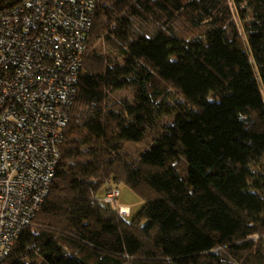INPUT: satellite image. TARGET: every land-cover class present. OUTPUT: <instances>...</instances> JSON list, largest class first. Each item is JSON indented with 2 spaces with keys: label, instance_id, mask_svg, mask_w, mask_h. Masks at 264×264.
<instances>
[{
  "label": "trees",
  "instance_id": "trees-1",
  "mask_svg": "<svg viewBox=\"0 0 264 264\" xmlns=\"http://www.w3.org/2000/svg\"><path fill=\"white\" fill-rule=\"evenodd\" d=\"M64 135L4 264H264V0H100Z\"/></svg>",
  "mask_w": 264,
  "mask_h": 264
},
{
  "label": "built area",
  "instance_id": "built-area-1",
  "mask_svg": "<svg viewBox=\"0 0 264 264\" xmlns=\"http://www.w3.org/2000/svg\"><path fill=\"white\" fill-rule=\"evenodd\" d=\"M99 1L0 10V264L50 193Z\"/></svg>",
  "mask_w": 264,
  "mask_h": 264
},
{
  "label": "rangeland",
  "instance_id": "rangeland-1",
  "mask_svg": "<svg viewBox=\"0 0 264 264\" xmlns=\"http://www.w3.org/2000/svg\"><path fill=\"white\" fill-rule=\"evenodd\" d=\"M128 97H130V94L127 93ZM127 146L130 148H134L137 146L135 142H127ZM120 187V196H117L114 201H117V203H120L121 205H127L129 207H132L133 214H136L143 206L144 200L128 185L125 183L119 182ZM106 187H103L100 191V194L102 195L105 191ZM110 189V188H109ZM107 189V191L109 190ZM113 206H115V202L113 203ZM116 207V206H115ZM122 215H125L124 213L120 212Z\"/></svg>",
  "mask_w": 264,
  "mask_h": 264
},
{
  "label": "crops",
  "instance_id": "crops-1",
  "mask_svg": "<svg viewBox=\"0 0 264 264\" xmlns=\"http://www.w3.org/2000/svg\"><path fill=\"white\" fill-rule=\"evenodd\" d=\"M119 182H117V185L116 186H119L118 184ZM106 189L105 191L103 192V194L101 195L102 197L106 194ZM117 203V202H116ZM116 207L118 208L119 212H122L125 214V216H129L131 215L133 212H132V207H129L127 205H121L120 203H117Z\"/></svg>",
  "mask_w": 264,
  "mask_h": 264
}]
</instances>
